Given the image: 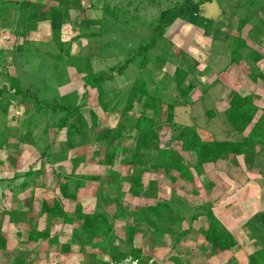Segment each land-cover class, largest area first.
<instances>
[{
  "label": "rangeland",
  "instance_id": "rangeland-1",
  "mask_svg": "<svg viewBox=\"0 0 264 264\" xmlns=\"http://www.w3.org/2000/svg\"><path fill=\"white\" fill-rule=\"evenodd\" d=\"M29 1L43 3L45 9L57 5L63 7L67 3V17L61 30L55 34L49 30L44 34V26H41L39 33L30 31L25 37H16L14 33L3 29L0 47L7 51V54H3V61L15 63L11 73H15L19 83L0 84V88L6 93L0 112V142L2 136L6 140L5 146L0 148V160L3 162L0 166V180L13 181L16 175L21 177L14 182L0 183V231L7 237L6 250L0 252V264H14L20 253H28L26 264L110 263V258L96 248L81 247L83 236L79 228L83 218L75 213L76 203L60 196L58 187L64 179L58 177V174L76 180L82 177H99V180H84L77 192V203L81 204L84 215L98 212L108 216L115 225L116 236L124 239L126 227L139 221L138 217L133 216L112 219L118 199H121L126 211L130 213L140 210L138 202L144 206L149 203L156 205L179 201L181 204L176 208L171 207L172 210L162 212L161 223L160 219L153 217L155 228L160 231L158 234L161 236L156 235L154 227L140 224L141 233L136 234L139 237L136 247L141 244L146 248L150 247L148 251L144 248L148 256H153L151 248L160 245L166 248V253L171 249L168 253L171 254L170 257L181 259L182 264H187L189 259L192 264H248L252 253L261 249L258 237L264 238V195L257 193L252 186L247 187V182L254 180L240 165L229 161L207 166L206 169L204 165L200 174L192 170L194 184L182 179L172 183L162 170L145 173L143 170L152 166L156 160L177 161L191 169L194 167V155L183 152L180 143L173 140L176 127L194 125L198 136L203 140L238 138L232 130L228 136L223 133L226 129L222 116L215 118L209 114V111L216 113L218 107L223 109L232 93L226 98L216 99L215 92L210 87H214L215 76L231 62L230 46L233 37L241 36L247 42L254 38L248 32L253 31L255 24L264 17V11L256 14L257 7L264 6V1L257 0L256 4L250 6V2L246 0H216L204 5L205 18L192 12L167 28L165 49L169 52L168 58L156 62L155 57L161 55L163 50L153 51V63H156L148 65L152 81L168 84L162 94L161 114L156 126L160 143L158 148L141 151L144 155L143 164L135 169L124 163L134 158L136 141L132 136L115 143L118 150L112 166L98 163L106 154L105 143L70 150L67 148L65 130L57 134L53 130L50 132L48 143L53 145L51 155L41 157L38 148L21 142L29 128L21 97L15 93V89L37 90L40 99H58L64 104H79L87 118L90 111L96 113L99 130L113 129L118 124H123L127 129L133 128L136 120L142 116L141 105L135 101L133 109L124 114L122 93L139 75L138 62L132 63L124 75L116 72L114 80L105 84L110 92L104 97L103 105L99 104L97 91L85 86L84 78L91 73L109 72L122 65L135 53L139 43L149 37L140 21L159 24L163 11L186 0H133L129 6L127 2L131 0H79L78 3H73L74 0ZM106 3L124 8L121 15L128 20V27L117 24L121 30L106 28L102 36L91 38L88 35L100 33V27L89 26L84 21L101 19ZM246 15L251 16V26L243 23ZM135 17L139 19L136 20ZM209 19L213 21L209 22ZM4 26L6 25L3 24ZM18 46L27 52L22 53ZM62 46L64 50H61ZM66 51L69 54H65ZM244 54L246 56V51ZM178 66L192 71L185 85L189 82L196 85V89L186 100L181 99L174 84L169 83L166 78ZM245 70L247 66L242 63V66L233 65L229 71L238 74H232L234 77ZM255 72L252 71L254 74ZM220 86L219 81L217 90L223 88ZM151 90H154L153 86ZM255 103L264 105L263 101ZM169 104L175 107L173 122L167 121ZM41 128L42 124L35 128V133L38 134ZM135 134L132 132L133 136ZM44 145L41 142L39 147ZM95 152H100L102 156L94 158L92 162ZM254 170L255 166L249 169ZM28 171L35 172V184L21 190L19 187L24 180L23 175ZM141 173L143 188L140 196L132 197L129 192L130 184L125 179ZM56 198L61 200L72 223L66 224L61 218L41 213L42 203L46 201L51 206ZM211 202L216 203L215 208ZM208 204L212 205L215 216L237 241V246L228 252L214 254L210 245L205 242L203 232L208 225L206 218L201 217L191 222V217ZM248 223L253 225L257 236ZM188 226H191L192 231L182 238V242L178 241L177 235L188 229ZM32 227L58 237V244H51L47 240L29 243L27 233ZM114 244L118 249L123 248V245ZM65 245L72 246L70 251H64ZM170 261V264H176L175 261Z\"/></svg>",
  "mask_w": 264,
  "mask_h": 264
},
{
  "label": "trees",
  "instance_id": "trees-1",
  "mask_svg": "<svg viewBox=\"0 0 264 264\" xmlns=\"http://www.w3.org/2000/svg\"><path fill=\"white\" fill-rule=\"evenodd\" d=\"M214 1L216 0H186L173 8L163 11L159 19V24L153 22L145 24L144 21L141 20L140 24L147 30L146 32L149 37L139 43L135 53L127 58L122 65L112 68L109 72L91 73L84 78L85 86L91 87L97 91L99 95V104L103 105L104 97L110 92L106 89L105 84L114 80V74L116 72L118 75H124L132 63L138 62L137 68L139 70V75L136 77L133 84L125 88L122 93V111L124 114L133 109L135 101L141 105L142 116L136 120L133 128L127 129L123 124H118L113 129L108 128L99 130L98 116L95 112L90 111L89 117L87 118L83 114L79 104H64L58 99L52 101L40 99L37 90L31 91L19 88L15 93L21 97L22 105L25 110L24 116L26 117L27 126L29 128L28 133L21 139V142L35 146L39 149L41 157L46 158L51 155L53 146L50 142L48 143L50 132L53 130L55 134H57L65 130L67 148L70 150H81L83 148L92 147L96 143H105L107 146L106 154L98 163L112 166L118 150L115 143L119 139L132 136L135 137L136 141L133 152L134 158L132 161L124 163L130 165L131 169L141 166L144 160V155L141 151L159 147L160 136L156 132V126L158 125L161 114V104L163 103L162 94L167 89L166 86H168V84L164 85L162 82H154L151 80L152 72L148 69V65L151 62L153 63L152 52L163 50L161 55L155 57L156 62L167 59L169 56L168 50L165 49V33L167 28L177 19L183 18L185 15L192 12L205 18V16H203L205 13L204 5ZM246 1L250 2V6L257 3V0ZM78 2L79 0L73 1V3ZM132 2L133 0L127 2V5H132ZM65 6H51L48 11L43 12V7L41 5L29 0H20L17 2L0 3V10L13 9L15 11L13 14L17 16V19H15L17 24L16 35L18 37H25L30 31L36 30L38 23L42 20L49 21L51 30L54 34L59 32L67 17V3ZM263 8L264 6L262 5L257 7L258 11L256 14L263 12ZM123 11L125 10L121 6H111L106 3L103 7V17L101 19L84 21V23L89 26L100 27V33H90L88 36L91 38L96 35L102 36L106 28L121 30L117 24L127 28L129 22L121 15ZM249 15L243 18L244 24L249 23L251 17ZM135 19L138 20L139 18L135 17ZM262 20L263 18H261L259 22ZM208 21L211 22L213 19H209ZM61 48L64 50L63 46ZM18 49L21 52L23 50L21 46H18ZM245 51H248L250 55H255L254 64L261 60V57L256 55V52L248 48L246 41L242 39L241 36L233 37L230 46V64L239 65L245 57ZM66 54H69L68 51H66ZM191 73V70H185L178 66L172 75L166 76L168 82L174 84V89L183 100H186L196 89L194 83L189 82L185 85ZM11 84H15V82L12 81ZM151 86L154 87V90H151ZM5 95L6 93L3 89H0V112L3 108V99ZM258 110L259 108L252 94L246 96H241L238 93L234 94L229 101L228 108L224 111V116L231 130L238 135L237 139L203 140L198 136L194 125L176 127L173 140L180 143L183 152L194 155L196 160L194 167L191 169L184 163L177 161L156 160L152 166L149 168L146 167L143 173L162 170L172 183H176L178 180L182 179L194 184L195 180L192 170L200 174L204 165L215 164L229 157L233 159V162H236L239 156H253L254 159H256L260 148L264 146V109L261 115H258ZM174 112V105H167L168 122H173ZM209 114L210 117L214 115L211 111H209ZM41 124V131H39L38 134L35 133V128H38ZM249 128L250 130L248 133L244 135ZM132 132L136 134L133 136ZM1 139L0 148H3L6 140L3 136ZM41 142L45 143L42 148L39 147ZM100 156H102L100 152H95L91 161L93 162L94 158ZM2 164L3 162L0 160V166ZM20 177L21 175H16L13 181L0 180V183L14 182L15 179ZM23 177L24 180L19 187L21 190H25L27 187L35 184V172L28 171ZM58 177L64 179L58 187L60 196L63 199L76 203L75 213L83 218V222L79 228V232L83 236V242L80 243L81 247L90 246L91 248L98 249L102 254L107 255L111 261L106 264L120 263L128 257L137 259L141 264H146L147 261L151 259V256L143 255L142 248H136L134 246L136 234L140 231L141 221L146 222L150 216L159 218V215L163 211L172 210L171 207L176 208V206L180 204L179 201L157 203L155 206L130 213L126 211L121 199H118L116 201V212L112 215V219H114L115 216H133L138 217L139 222L135 225H128L126 227L125 239L117 238L115 234V225L110 221L108 216L98 212L84 215L81 204L77 203V192L79 188L83 186L84 180H99V177H82L79 179L77 178V180L61 174H58ZM125 180L130 184L129 192L131 196H140L143 188L142 173L133 175ZM41 213L50 215L53 218H61L66 224L73 222L69 214L65 211L59 198L54 199L51 206L44 201L42 203ZM201 217L206 218L208 221V225L203 232V237L205 242L210 245L214 254L228 252L237 246L235 237L215 216L211 204L203 207L200 212L193 215L191 217V222ZM260 218H262V215ZM248 226L251 227L252 232L257 236V231L253 228V225L248 223ZM191 231V226H189L188 229L180 232L176 239L179 241L181 238L187 237ZM258 238L257 242L261 246V249L252 253L249 257L248 264H264V238L261 236ZM45 240L51 244H58V238L56 236L52 237L47 231L39 232L36 228L32 227L27 233V241L29 243H39ZM114 243L123 245V248H116ZM6 246L7 237L0 231V252L5 251ZM71 247V245H65L64 251H70ZM27 254L28 253H20L14 264H26L25 259ZM173 261H175L176 264H180L179 260L175 257H173ZM187 264H192L191 259L187 261Z\"/></svg>",
  "mask_w": 264,
  "mask_h": 264
},
{
  "label": "crops",
  "instance_id": "crops-1",
  "mask_svg": "<svg viewBox=\"0 0 264 264\" xmlns=\"http://www.w3.org/2000/svg\"><path fill=\"white\" fill-rule=\"evenodd\" d=\"M15 1L17 2V1H20V0H9V1L1 0L0 3H8V2H15ZM32 2L37 3L39 5L42 4L41 6L43 7V9H42L43 12H46L49 9V8L45 9L46 6L43 3H38V2H35V1H32ZM13 13H15V11L13 9L0 10V45L3 42V39H2L3 29H7L11 34L14 33V35L16 37H18L16 35V31H17V26L16 25L17 24L15 22V19H17V16L14 15ZM3 24L6 25V26L3 27ZM247 25H250V22ZM41 26H44V28H45L44 29V34L47 33L48 30L52 33L51 27H50V23H49L48 20H42L40 22V24L37 26L36 31L34 30V33H39ZM252 29H253V31L248 32V34L249 33L253 34L254 38L251 41H249V42H247V40L244 39V38H242V39H244L246 41V43L248 45V48L250 50L256 52V55H259L261 57V60H259L256 64H254L255 55L254 56L250 55L249 52L246 51L245 59H243L238 66H242V63H243V64H245L247 66V70L243 71V73H241L239 76H237L238 74L236 72L235 73L234 72L231 73L229 71L230 68L233 65H235V64L231 65L229 63V65L227 67H225L224 69L221 70V72H219L218 76H220V77L215 76V79H213L214 80V83H213L214 87L213 86H212V88L210 87V89H212L211 91L215 92L214 93V98H216V99L217 98H219V99L220 98H226L229 95V93H232L231 95H229V97H228L229 99L227 100L226 104H224V107H222L223 109H220L218 107V108H216V113L213 112L214 113L213 116L215 118H219L220 116H222L224 118L223 121H224V124H225L224 126H225L226 130H224L223 133H226L227 136H228V134H229V132L231 130V127L226 123V119H225V116H224V111L228 108L229 101H230V99L232 98V96L234 94L238 93L241 96H246V95L252 94L253 97L255 98V101H257V102L258 101H263L264 102V17H263V20L261 22H258L257 25L255 24V26ZM24 52H27V51H25L23 49L22 53H24ZM3 54L4 55L7 54V51H5V49L0 47V84L1 83L2 84H6V83H10V82L14 81L15 84L18 85L19 82L15 78L16 77L14 75L15 73L14 72L11 73V69L15 68V63H13V62H9V63L5 62L4 63ZM248 68L250 70H248ZM252 71L253 72L256 71L255 74L252 73ZM232 74H237V75H234V77H233ZM217 77H218V79H217ZM219 81H220V84H221V86L223 88H220V90H217ZM17 89H19V87ZM17 89H15V91ZM256 105L259 108L258 115H261V113H262V111L264 109V105H260L258 103ZM249 130H250V128L246 131V133L244 135H246ZM226 140H230V139H226ZM238 158L239 157H237L236 162H233V159L231 157H229L226 160L218 161L216 164H207L204 167V169H206L207 166L220 165V164H222L224 162H227V161H229V163H236V164L240 165V167L243 168V171H245V173L247 175L250 174L252 176L253 180L255 181V182L254 181L253 182H247V184H246L247 187L250 188L252 186L257 191V193H261V194L264 195V146H262L260 148V150L258 152V155H257V159L255 161H254V157L253 156H241L240 159H238ZM253 165L255 166V170L254 171H249V169L254 167ZM161 201H163V200H161ZM137 204H138V208H140V210L142 208L145 209L147 207L155 206L153 203H149L148 205H144V206L141 203L139 204V202ZM211 204L215 208V204L216 203H214V202L212 203L211 202ZM136 209H137V207H136ZM132 212H137V211H132ZM162 215H163V213H161L159 215V218H157V219H160L159 220L160 223H161ZM119 217L120 216H115L114 219L118 220V219H120ZM152 219H153V217L150 216L147 219V221L146 222L145 221L142 222L141 225H143V226L144 225H148L149 227H154L155 228V225H154ZM135 224L136 223L131 224V225H135ZM222 224H224V223H222ZM156 225H158V224H156ZM139 233H141V232H138L137 235H140ZM155 233H157L156 235H159L158 233H160V231H158L155 228ZM159 236H161V234ZM117 238L124 239V237H120V236H118ZM138 238H139L138 236H136V238H135V241H134L135 242V247H136V245L138 243L137 242ZM182 241L183 240L181 238V242ZM152 242H153V240H152ZM188 244H190V243H188ZM146 247L147 246H145V245L143 246L141 244V246H137L136 248H142L143 255L148 256V255H146L145 251L148 248H150V247H148V248H146ZM151 249H152L151 251L153 252V256H151V259H153L156 264H170V262H171L170 259L173 260V257H170L171 254H168L169 252H171L170 251L171 249L169 251H167V253L164 252L166 250V248L161 247L160 245L154 246ZM100 253H102V252H100ZM69 257H72V256L69 255ZM77 257L78 256L76 254V258ZM178 260H179L180 264H182L181 259H178Z\"/></svg>",
  "mask_w": 264,
  "mask_h": 264
},
{
  "label": "built area",
  "instance_id": "built-area-1",
  "mask_svg": "<svg viewBox=\"0 0 264 264\" xmlns=\"http://www.w3.org/2000/svg\"><path fill=\"white\" fill-rule=\"evenodd\" d=\"M111 264H115V263H111ZM116 264H141V263L137 259H133L132 257H128V258L124 259L123 261H121L120 263H116ZM146 264H156V263L153 259H150L149 261H147Z\"/></svg>",
  "mask_w": 264,
  "mask_h": 264
}]
</instances>
